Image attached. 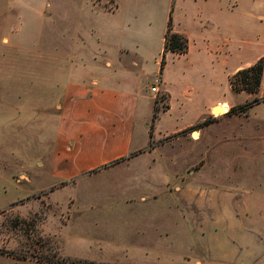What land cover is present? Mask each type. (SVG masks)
<instances>
[{"label":"crops","instance_id":"obj_1","mask_svg":"<svg viewBox=\"0 0 264 264\" xmlns=\"http://www.w3.org/2000/svg\"><path fill=\"white\" fill-rule=\"evenodd\" d=\"M101 1L0 0V42L6 40L17 52L29 54L37 71L46 68L47 85L53 86L46 97L55 100L57 109L47 119L48 132H52L49 152L38 158L37 149L33 164L39 172L58 179L59 184H78L91 174L105 172L117 174L114 180L119 182L129 172L143 170L141 166L151 170L150 159L132 154L148 146L152 137H167L213 117L216 105L226 104L230 109L235 105L227 99L232 91L230 76L264 57V0H176L163 13L160 5L150 0ZM57 2L63 5V26L55 23ZM170 14L173 30L188 36L189 48L186 53L167 50L162 70ZM45 18H52L53 23L43 45L40 40ZM33 20L39 21L41 28L37 22L34 27ZM30 78L19 84H39L35 76ZM156 81L160 93L168 94V107L159 111L153 124L159 94L152 91ZM34 90L30 99L36 104L44 96L38 95L39 89ZM4 107L0 111V139L1 134L18 132L22 127L13 109L6 104ZM31 107L37 126L38 108ZM57 183L37 192L49 199ZM206 187L183 190L192 193L190 205L202 208L204 197L235 193L237 189L224 182ZM245 192L258 197L257 190ZM114 209L133 214L128 241L95 239L94 245L121 251L126 260L91 259L81 251H60L62 256L101 263L149 264L153 257L172 252L177 243L167 232L173 230L163 225L173 221L169 213L187 212L182 204L151 210ZM206 222L199 221L200 227ZM72 241L69 236L67 243Z\"/></svg>","mask_w":264,"mask_h":264},{"label":"rangeland","instance_id":"obj_2","mask_svg":"<svg viewBox=\"0 0 264 264\" xmlns=\"http://www.w3.org/2000/svg\"><path fill=\"white\" fill-rule=\"evenodd\" d=\"M150 2L160 5L163 13L176 0ZM54 6L55 23L63 26V5L57 2ZM32 22L41 28L39 21ZM51 22L52 18L42 22L43 45ZM31 65L29 54L17 52L6 40L0 42V111L6 104L22 123L18 132L3 133L0 139V264H63L56 262L62 259L77 264L78 260L61 253L80 251L91 259L126 260L121 251L94 245L95 239L128 241L133 214L114 208L151 210L181 204L187 212L182 215L173 211L169 213L173 221L163 224L173 230L167 232L169 238L172 235L177 240L174 249L153 257L149 264H264V122L260 121L264 119V102L251 107L248 114L213 111L208 126L159 139L152 137L148 146L132 154L150 159L151 170L141 166L143 170L129 172L119 182L114 180L117 174L105 172L91 174L78 184H59L58 179L39 172L33 164L37 149L38 158L48 155L52 132H48L47 119L57 109L55 100L46 98L53 87L47 85L46 68L37 71ZM31 76L36 77L38 85L19 84L30 81ZM34 88L44 96L36 104L30 99ZM163 94L159 92L156 98L160 110L168 101ZM228 98L236 105L250 95L231 91ZM32 105L38 108L37 126ZM123 182L126 184L120 187ZM223 182L235 186V193L204 197L202 208L190 205L189 190L183 193L188 186L208 188ZM55 183L57 190L49 199L37 192ZM251 190H257L258 197L245 194ZM142 194H148L144 200ZM93 208L103 211L94 212ZM205 220L201 229L199 221ZM69 236L74 239L71 243H67Z\"/></svg>","mask_w":264,"mask_h":264},{"label":"trees","instance_id":"obj_3","mask_svg":"<svg viewBox=\"0 0 264 264\" xmlns=\"http://www.w3.org/2000/svg\"><path fill=\"white\" fill-rule=\"evenodd\" d=\"M172 12V10H171ZM189 48V38L183 32L174 31L172 27V14H170L168 27L165 36V49L163 53L161 69H164L166 63L167 50H172L175 53H186ZM230 86L232 91L236 93L246 92L251 97L245 102L236 104L230 108L227 112L229 115H244L247 114L248 110L264 102V57L257 60L254 64L238 70L236 73L230 76ZM263 91V94L261 92ZM168 99V94L164 93ZM168 105L165 106L167 108ZM159 107H156L153 121H155L159 115ZM212 122V119L205 117L202 121L198 122L189 129H198L208 126ZM153 127V126H152ZM153 136V131L151 132ZM19 257V256H18ZM20 258V257H19ZM50 262H54L53 260ZM58 263L71 264L74 261L68 262L67 259L57 260ZM77 264H112V263H101L92 260H78Z\"/></svg>","mask_w":264,"mask_h":264},{"label":"bare ground","instance_id":"obj_4","mask_svg":"<svg viewBox=\"0 0 264 264\" xmlns=\"http://www.w3.org/2000/svg\"><path fill=\"white\" fill-rule=\"evenodd\" d=\"M215 107H217V109L215 110V113H216V112H218V113L220 112V114H221V113L227 112V111H226V110H227V107H226L225 105H222V104L220 105V104H219V105H216ZM215 107H214V108H215ZM214 108H213V110H214ZM197 134H198V133H197ZM197 136H198V135H197Z\"/></svg>","mask_w":264,"mask_h":264},{"label":"built area","instance_id":"obj_5","mask_svg":"<svg viewBox=\"0 0 264 264\" xmlns=\"http://www.w3.org/2000/svg\"><path fill=\"white\" fill-rule=\"evenodd\" d=\"M158 85H159V82L156 81L155 85L152 87L153 92H156V93L160 92V88L158 87Z\"/></svg>","mask_w":264,"mask_h":264},{"label":"water","instance_id":"obj_6","mask_svg":"<svg viewBox=\"0 0 264 264\" xmlns=\"http://www.w3.org/2000/svg\"><path fill=\"white\" fill-rule=\"evenodd\" d=\"M216 109H217V107H215L213 111L215 112Z\"/></svg>","mask_w":264,"mask_h":264}]
</instances>
